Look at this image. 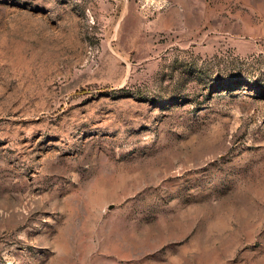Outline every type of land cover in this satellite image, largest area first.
<instances>
[{"label":"rangeland","instance_id":"obj_1","mask_svg":"<svg viewBox=\"0 0 264 264\" xmlns=\"http://www.w3.org/2000/svg\"><path fill=\"white\" fill-rule=\"evenodd\" d=\"M0 264H264V0H0Z\"/></svg>","mask_w":264,"mask_h":264}]
</instances>
